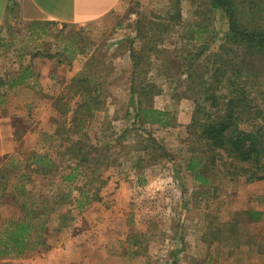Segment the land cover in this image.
<instances>
[{
	"label": "rangeland",
	"instance_id": "obj_1",
	"mask_svg": "<svg viewBox=\"0 0 264 264\" xmlns=\"http://www.w3.org/2000/svg\"><path fill=\"white\" fill-rule=\"evenodd\" d=\"M174 13L180 16L175 22L169 17ZM156 21H168V30L162 31L161 41L148 42L147 31H155ZM9 25L0 41L1 80L19 73L20 63H32L41 74L34 77L32 81L38 84L33 82V86L0 84V93L7 97L4 110L20 139L15 150L26 158L32 150L47 149L61 162L60 176L58 171L53 177L32 174L25 181L27 191L36 192L44 205L55 208L47 215L43 232L49 243L55 235L72 239V264H170L173 257L178 264H264V218L254 221L244 214L247 209L264 211V201L259 198L264 179L249 181L244 175L227 173L222 161L229 164L231 159L226 155L217 158L208 171L207 184L199 183L187 170L192 155L188 124L196 84L201 77L212 82L220 63L215 54L228 43L227 18L222 10L213 8L209 0H121L112 14L99 21H51L41 25L36 36H30L26 24L18 19ZM132 49L141 54L135 72ZM35 57L39 61L33 63ZM255 61L251 67L263 66L257 57ZM86 70L102 86L103 104L85 123L82 138L95 148L84 167L74 169L76 179L65 183L61 173L73 171L76 160L65 152L66 144L52 142L49 136L61 122L68 127L61 111L76 106L79 96L70 88L72 79ZM133 81L154 83L160 89L151 103L171 113V126L132 122L130 110L136 99L131 90ZM256 87L263 90L264 80ZM219 88L229 91L223 85ZM257 104L263 107L261 98ZM149 135L169 151L170 157L160 156L156 150L153 157ZM5 158L0 160V170L13 168L9 180L16 181L18 164H5ZM138 160L141 166L136 169ZM87 179L92 183L84 189L93 192L99 187V196L79 209L71 201L79 196L77 187ZM7 185L10 193L12 187ZM68 190L72 196L55 204L52 195L62 197ZM14 198L0 199L5 217L20 214L17 205L22 200L16 203ZM64 212L68 216L60 220L69 229L60 232L55 229L56 217ZM236 212L241 214V245L209 240L208 227H223Z\"/></svg>",
	"mask_w": 264,
	"mask_h": 264
},
{
	"label": "trees",
	"instance_id": "obj_2",
	"mask_svg": "<svg viewBox=\"0 0 264 264\" xmlns=\"http://www.w3.org/2000/svg\"><path fill=\"white\" fill-rule=\"evenodd\" d=\"M209 3L213 8L222 10L227 18L228 43L221 45L220 50L215 54L216 61L220 63L215 67L212 82L204 81L201 77L196 84L195 105L188 124V133L192 139V142H189V149L192 155L187 162V170L199 183L207 184L208 171L214 167L217 158L220 160L222 155H226L231 159L229 164L222 161V165L229 170L227 173L244 175L249 181L262 180L264 179V89L256 86L264 80V0H209ZM176 16L180 17L179 13L169 15L173 22ZM168 27V21L154 22L152 28L155 31L153 33H150L152 29L147 31L148 42L161 41L162 31L168 30ZM204 28L206 29L204 26L202 31L205 30ZM204 46L206 43L202 48ZM256 57L258 62L263 64L262 67H251V64L256 62ZM131 59L135 72L140 65V52L132 49ZM13 84H16L15 80L9 82L10 86ZM218 85L228 87L229 91L227 93L220 91ZM70 88L79 98L75 107L67 106L61 111L63 122L68 120L69 125L65 127L61 122L59 125L61 127L55 131L56 133L49 136L52 142L57 140L58 144H66L65 152L76 160L73 171L65 172L62 171V167L60 168L61 181L65 183L75 180L77 173L74 169L83 166L90 159L89 153L95 146L87 145L82 140L86 134L85 123L91 120L94 112L103 104L102 86L95 81L90 71H81L74 76ZM131 90L136 94L130 110L133 123H138L139 126L153 124L162 127L173 124L171 113L151 103L154 94L160 90L154 83L133 81ZM259 97L263 103L262 108L257 104ZM150 141L153 151H158L160 156L162 154L170 157L169 151L158 144L154 137L150 136ZM156 151L153 157L158 153ZM140 162L141 160L137 161L136 169L141 166ZM60 164V161L49 155L47 149H43L42 152L32 150L25 160L17 165L16 181L12 178V181L9 180L13 168H1L0 176L3 182L0 188L3 191L9 186L7 184H10L12 190L10 193H4L0 199L13 196L16 203L20 199L22 201L17 205L20 212L18 216L13 215L0 222V257L22 254L40 243L48 219L47 215L55 208L53 205L51 208L44 205L45 202L36 197V192L31 189L27 191L26 182L30 180L32 174L55 176L57 171L59 173ZM58 175L60 176V173ZM89 182L92 183V180L87 179L82 186L77 187L80 191L79 196L75 195L71 201L79 209L99 196L97 193L99 187L93 189V192L84 189ZM70 196H72L71 190H68L62 197L60 194H53L52 198L55 204H58ZM259 198L264 201V191ZM238 214L241 215L236 212L230 221L222 224L223 227H208V239L232 241L239 247L242 241L238 234ZM244 214L249 220L259 221L264 218L263 210L247 209ZM60 215L59 218H64L68 213L64 212ZM174 252L177 253V249ZM170 264H178V260L173 257Z\"/></svg>",
	"mask_w": 264,
	"mask_h": 264
},
{
	"label": "crops",
	"instance_id": "obj_3",
	"mask_svg": "<svg viewBox=\"0 0 264 264\" xmlns=\"http://www.w3.org/2000/svg\"><path fill=\"white\" fill-rule=\"evenodd\" d=\"M120 2L121 0H0V41L4 39L3 35L13 19L22 21L26 24L29 35L36 36L42 29L41 25L51 21L77 24L99 21L112 14L119 7ZM35 58L33 63H36V60L39 61V57ZM19 68L21 70L15 76L11 74V77H6L7 81L6 79L1 80L3 76L0 75V84H8L13 80L16 81V84L25 83L31 86H33V82L38 84V81L32 80L34 77H40V69L35 71L32 63L27 65L20 63ZM8 86L11 87L12 85L8 84ZM6 103V95L0 93V160L6 156L5 164H19L25 158L17 155V150H15L18 146L15 142H19L20 139H18L15 126L10 121V114H7L4 110L7 106ZM11 147L12 150L9 151L8 148ZM7 191V188L3 191L0 188V197L4 193H8ZM60 216L58 214V217H56L58 222L55 223V229L61 232L66 227L69 229V226H63L64 223L60 220ZM10 217H5L0 211V222ZM47 224L48 221L45 224V230ZM62 237L64 236H52L49 243L43 233L38 245L19 255L2 256L0 257V264H72L71 261L74 260L71 253L73 240L70 238L62 239Z\"/></svg>",
	"mask_w": 264,
	"mask_h": 264
}]
</instances>
